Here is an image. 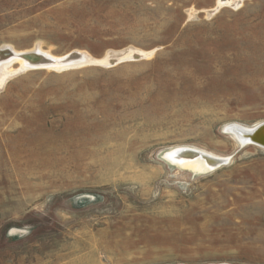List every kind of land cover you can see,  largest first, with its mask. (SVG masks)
<instances>
[{
	"label": "rangeland",
	"instance_id": "obj_1",
	"mask_svg": "<svg viewBox=\"0 0 264 264\" xmlns=\"http://www.w3.org/2000/svg\"><path fill=\"white\" fill-rule=\"evenodd\" d=\"M216 3L0 0V48L153 51L0 90V264H264V147L225 130L264 122V0Z\"/></svg>",
	"mask_w": 264,
	"mask_h": 264
},
{
	"label": "bare ground",
	"instance_id": "obj_2",
	"mask_svg": "<svg viewBox=\"0 0 264 264\" xmlns=\"http://www.w3.org/2000/svg\"><path fill=\"white\" fill-rule=\"evenodd\" d=\"M241 1L242 0H217L216 10H217V7H220L224 3L232 2V4L234 5H239ZM116 52L124 53L125 54L124 58H129L130 56L134 54H141L145 58L151 55L153 51L144 52V51L129 47L122 51H116ZM116 52L114 50L111 52H107L103 58L96 59L90 56L86 52L78 51L76 52L79 54L78 57L75 59H71L70 54L62 56V57L52 56L48 51H44V50L42 51L39 48V46H36L32 50H29V51L26 50L24 52L15 51L12 47H2L0 48V90H2L5 84L7 83V81L15 73L17 74V72L19 71L22 72L27 69L40 68V67L62 70V69H67L71 67H78V66L85 65V64L106 65L109 55L111 53H116ZM29 53H37L43 56V59L45 60L39 63H32L28 59H25L23 56ZM14 61H17L20 64L18 70L11 69V63ZM230 130H231L230 133H232L236 138L241 139L242 138L241 134L244 133L243 131H247L250 129L248 127H244L239 124H231ZM261 134L264 135V132ZM163 158L171 163L183 165L188 168L202 171V170L215 169V168H212L213 165L210 160L211 158H221V157L215 156L207 151H203L197 148L176 147V148H171L165 151L163 153Z\"/></svg>",
	"mask_w": 264,
	"mask_h": 264
},
{
	"label": "water",
	"instance_id": "obj_3",
	"mask_svg": "<svg viewBox=\"0 0 264 264\" xmlns=\"http://www.w3.org/2000/svg\"><path fill=\"white\" fill-rule=\"evenodd\" d=\"M78 55H79L78 53L73 52L70 54V58L75 59L78 57ZM124 55H125L124 53H120V52L111 53L107 59L106 66H112L123 60H135V59L137 60V59L144 58V56L141 54H134L130 56L129 58H124ZM23 56L25 59H28L32 63H39L45 60L43 59V56L37 53H29ZM230 127L231 125L227 126L225 130L230 132L231 131ZM249 129L250 130L243 131L244 133L241 134L242 135L241 139L237 138L241 142V144H255V145L264 147V135L261 134L264 132V122L260 123L259 125L253 128H249ZM210 161L212 162V165H213L212 168H218L222 164L226 163V160L221 159V158H211Z\"/></svg>",
	"mask_w": 264,
	"mask_h": 264
}]
</instances>
